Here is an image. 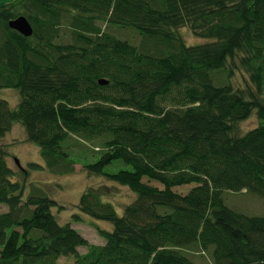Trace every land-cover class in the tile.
<instances>
[{"label":"trees","instance_id":"16d2710c","mask_svg":"<svg viewBox=\"0 0 264 264\" xmlns=\"http://www.w3.org/2000/svg\"><path fill=\"white\" fill-rule=\"evenodd\" d=\"M18 15L30 22V36L8 26ZM63 21L70 40L56 42ZM100 23L134 27L142 43ZM184 26L208 41L186 44ZM234 57L249 87L216 81ZM1 88L18 90L19 101L13 108L0 98V136L15 122L23 126L43 161L30 168L66 174L80 162L136 197L119 215L101 199L106 186L82 192L79 211L112 224L96 227L102 244L90 243L56 220L57 202L46 193L24 197L25 182L14 178L0 147V204L7 206L0 264H56L62 256L73 257L66 264H199L187 255L194 247L211 264H264V216L222 198L224 190L264 198V0L6 2ZM253 111L260 123L239 135L238 123ZM190 183L184 194L172 189Z\"/></svg>","mask_w":264,"mask_h":264},{"label":"rangeland","instance_id":"374dc122","mask_svg":"<svg viewBox=\"0 0 264 264\" xmlns=\"http://www.w3.org/2000/svg\"><path fill=\"white\" fill-rule=\"evenodd\" d=\"M12 0H0V5ZM101 28H105L118 38L126 39L132 44L139 46L142 43V35L134 27H123L119 25L105 26L101 24ZM179 33L186 44H200L208 41L205 38L194 35L191 30L184 26L179 29ZM70 40V32L66 21H63L59 27L56 42H67ZM227 70H231L230 73ZM228 79L234 88L249 87L250 82L247 74L239 67L238 58L233 60L228 59L225 69L218 71L215 75L216 81H223ZM0 98L5 99L10 107H16L19 101L18 90L14 88H1ZM260 123V118L256 111L245 120L237 125V133L244 134L247 130L256 127ZM81 146V145H80ZM80 146H73V150L81 149ZM0 147L3 148L7 155L5 157L7 164L15 173L14 178L25 182L24 197H26L32 190L43 191L49 197L57 202L56 206L51 208L56 220L60 224L69 223L71 227L75 228L82 236H84L90 243L102 244L104 239L97 233L96 227L111 229L112 224L104 220L94 219L86 214H83L78 209L79 197L82 192L88 188H97L106 186V194L101 196L102 201L110 202L117 214L123 213V208L136 197V194L127 186H122L112 181H109L101 176L88 174L82 167L80 162L74 165V170L71 173L54 174L47 168L34 169L30 168V162L43 164L40 156V148L26 140V133L23 126L15 122L12 124L9 131L4 136H0ZM15 159L18 161L16 163ZM26 170V172L22 171ZM26 173V174H25ZM143 181L148 184L162 187L154 180L143 178ZM194 183L175 186L172 189L178 193H186ZM224 203L241 213L246 215L264 216V198L259 195L246 191H228L222 192ZM7 206L0 204V212L6 211ZM78 215L79 219L74 217ZM78 253H84L85 247H78ZM187 255L193 261L199 264H211V258L207 251L203 252L197 247L187 250ZM72 256L59 257L56 264H66L72 261Z\"/></svg>","mask_w":264,"mask_h":264},{"label":"water","instance_id":"95a60500","mask_svg":"<svg viewBox=\"0 0 264 264\" xmlns=\"http://www.w3.org/2000/svg\"><path fill=\"white\" fill-rule=\"evenodd\" d=\"M8 26L20 33L21 35L28 37L32 34V26L28 19L24 15H18L8 21ZM107 80L105 78H99L98 83L103 85L107 84ZM16 163L18 161L15 159Z\"/></svg>","mask_w":264,"mask_h":264}]
</instances>
